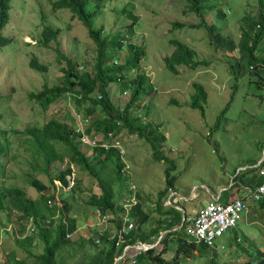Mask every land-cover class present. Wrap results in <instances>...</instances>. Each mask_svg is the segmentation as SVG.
<instances>
[{
	"label": "rangeland",
	"instance_id": "374dc122",
	"mask_svg": "<svg viewBox=\"0 0 264 264\" xmlns=\"http://www.w3.org/2000/svg\"><path fill=\"white\" fill-rule=\"evenodd\" d=\"M263 2L264 0H203L205 4L215 3L218 8L230 10L229 14L221 18L217 15L218 8L205 10L199 16L194 9L186 8L188 5L186 0L182 2L181 0H87L91 10L100 12L92 17L94 23L96 26L103 23L107 33L119 29L128 31L127 24L131 23L133 17L127 20L123 9L126 13L131 10L137 18L133 34L135 40L132 42L144 49V59L139 65L154 86L150 96H146L141 103L140 113L143 114L141 120L145 122L144 115L148 112V122L155 124L151 126L160 124L159 131L165 136V141L162 143L165 145L159 149L160 154L171 160L176 168L172 172L175 176L174 186L169 189H176L177 196L170 199L171 205L165 204L169 194L168 189L160 200V212H165L166 216H164L165 227L169 225V220L177 224L175 216L182 217L183 211L176 205L182 207L187 216H192L213 194L226 195L231 192L234 195L236 184L245 180L247 168H254L255 166L252 167L251 164L257 163L261 158V150L264 148V85L255 84L250 80H254L259 75V71L260 74L263 73L259 67L250 69L249 55L241 58L245 51L239 47V41L243 38L241 31L246 18L254 15L257 5ZM50 7L51 4L47 0H9L8 19L1 28V33L8 39L0 47V132L5 130L4 136L9 144L7 152L0 156V166L3 167L1 186H18L32 198H38L39 193L29 184L31 177L40 179L47 186L44 193L49 192L53 183L52 180L51 184L49 183V176L53 177L61 165L54 163L46 172L43 159H32L31 147L22 142L27 136L19 135L16 131H23L26 126H40L51 117L77 129V124L72 123L68 118L65 120L64 117L66 115L73 117L75 112L83 113L87 103L78 106L75 102L78 86L75 93L67 92L57 96L48 105L47 110H44L36 100L30 99L28 94L38 92L45 84L50 86L55 81L56 75L60 73L57 72L58 67L64 66L63 58L60 63L59 58L58 62L53 61L54 47L59 48L64 57L75 63L79 62L77 66L87 60L94 67L97 57L91 46H85V27L80 25V21L71 18L67 9H52L51 12ZM183 7L185 12H182ZM200 19L206 24L205 26H183L172 30L169 26V21L195 26ZM68 24H71L70 28L66 27ZM44 25L64 27L60 36L57 34L56 44L50 41L46 47H43L38 43ZM210 25L215 26V29L209 30ZM74 37L83 40L75 41ZM170 39L184 42L194 50L193 60L203 61V64H197L192 68L180 66L177 74L171 73L163 60V57L168 56L174 49ZM263 48L262 39L256 51L257 57L264 55V52H261ZM116 53L125 57V48ZM31 57H37L45 64L48 62L50 64L48 73H40L32 69L28 65ZM194 82L199 83L206 93L205 102L201 104L202 114L198 109L189 107L190 97L194 92L192 86ZM259 83H264V78ZM235 84L237 88H234ZM123 87L122 83L108 87L111 99L120 108H123L129 99L127 93L121 92ZM228 102L229 106L225 108ZM93 115L99 116L98 111ZM92 124L93 122L86 123V127L91 130L90 135L82 131V136L95 142L97 148L105 145L114 146L124 154L120 159L123 166L119 181L124 178L127 180L122 186L119 183L115 184L116 193L120 187H123L122 197L118 201L121 202L126 198L129 183L134 184L138 203H141L149 216L148 222L142 228L147 229L156 224L149 223L151 216L147 211L156 210L158 192L165 186V164L153 161L149 144L136 133L124 129L119 131L117 139L110 138L108 141H103L100 132L96 131L97 128H93ZM85 148V152L92 155L93 149L86 146ZM117 163L118 158L115 157L113 161L95 167L109 172ZM74 170L79 189L74 193H66L69 198H73V210H70V213L78 217L76 222L78 234L71 236V240L93 236L95 230H90L88 233L86 226L90 223L102 222L94 208L88 207L86 203L91 193L89 188H93L95 194L100 193L95 178L78 170V166H74ZM251 172L254 173L252 170ZM183 195L189 198L184 200ZM223 200L222 197L221 201ZM247 205V216L245 217V212L242 213L238 226L244 228L248 226L245 231L248 241L259 245V251L264 254V209L257 207L256 202L251 200ZM122 211L124 212V209L117 214ZM4 214L5 212L0 210V264L8 251L15 257L26 258L32 263L34 256L27 258L26 252L14 244L15 237L6 229L9 221L5 228L3 227ZM162 216L157 214L155 217ZM69 218L67 212L65 219L68 224ZM12 219L14 216L10 215L9 220ZM16 222L18 223L17 218ZM16 222L11 223L15 224V228H17ZM157 225L158 223L155 226ZM109 231L113 236L116 235V225H110ZM163 233H166V230ZM177 233L182 234L183 231L177 230ZM238 234L241 236V231H238ZM232 236L230 229L216 239L212 249H207L203 255H194L193 258L182 257L179 264H208L212 259L217 264H240L248 260L246 254H241L236 259V255H240L241 251H238L234 244L229 245ZM175 244L168 241L166 252L168 258L174 256ZM41 250V245H34L28 249L34 254ZM157 250L160 252L162 248L159 247ZM212 251L217 254L215 258L210 253ZM76 257L75 252L62 251L59 257H55V264H75Z\"/></svg>",
	"mask_w": 264,
	"mask_h": 264
},
{
	"label": "trees",
	"instance_id": "16d2710c",
	"mask_svg": "<svg viewBox=\"0 0 264 264\" xmlns=\"http://www.w3.org/2000/svg\"><path fill=\"white\" fill-rule=\"evenodd\" d=\"M186 1L188 2L186 8L194 9L199 16L205 10L218 8L215 3L205 4L203 0ZM47 2L51 4V12L56 9H67L71 14V18L80 21V25L85 27V46H91L93 53H96L97 57L94 67L87 60L82 61L77 66L79 62L75 63L69 60L62 55L59 48L54 47L53 61L58 62L59 58L60 63L63 58L64 66L58 67L57 72L59 71L60 73L58 72L59 75H56L55 81L50 86L45 84L38 92L29 93L30 99L36 100L46 110L48 105L57 96L67 92L75 93L77 91L76 87L78 86L79 91L75 93L77 97L75 98V102L78 106L85 102L87 103V107L83 113H76L82 121L87 120L93 122L92 127L97 128L96 131L100 132L103 141H108L110 138L117 139L119 131L124 129L130 133H136L139 138L145 139L151 148L153 161L163 162L166 166L164 169L165 186L158 192V203L155 208L161 215L165 216V212H160V200L166 191L174 186L175 176L172 172L176 168L171 160L160 154L159 149L165 145H162L165 141V136L159 131L160 124L152 127L151 124H155L148 122V112L144 115L145 122L141 120L143 116L140 113L141 103L154 90V86L150 83V78L139 65L144 59V49L131 40L123 44L121 42L123 36L120 29L107 33L105 32L103 23L96 26L92 17L97 16L100 12L91 10L87 5V0H47ZM257 7L256 13L250 15L245 20V25L241 31L243 38L239 41V47L245 51V53H242L241 58L244 55H249L251 58L250 65H253L252 67L254 69H256L257 65H263L262 71H264V55L262 57L256 56L258 45L264 39V2L259 3ZM8 10L9 0H0V47L8 39L1 33V28L8 19ZM216 11L217 15L221 18L230 12L229 9L226 11V9L223 10L221 8L216 9ZM123 12L124 15L133 17L131 10L126 13L125 9H123ZM182 12H185L184 7ZM205 25L201 19L195 26H190V24L184 22L169 21L171 30L183 26L202 27ZM70 26L71 24H68L66 27L70 28ZM214 27L210 25L209 30H214ZM62 30H64V27L42 26L38 43L43 47H46L50 41L56 44L58 41L57 34L60 36ZM216 38H218L217 34ZM74 39L79 42L83 40L77 37H74ZM170 43H172L174 49L168 56H164L163 60L166 68L171 73L177 74L180 66L192 68L197 64H203V61L196 62V60H193L195 52L184 42L178 39H170ZM122 48H125V57H121L116 53L117 51H121ZM261 52H264V48ZM47 64L40 62L37 57H31L29 59V66L41 73H48V66L50 64L48 62ZM250 81L255 83L257 79ZM116 83H122L124 87L121 89V92H126L129 95V99L123 108L118 107L110 97L108 87ZM192 86H194V92L190 97L189 107L198 109L202 114L203 107L201 104L205 102L206 93L199 83L194 82ZM234 88H237L236 84ZM78 95H80V98H78ZM229 102L225 108L229 106ZM139 103L140 105H138ZM96 111H98L99 116L93 115ZM83 131L86 135H90V128H86ZM16 132L19 135L27 136V139L22 142L31 147L32 159H43L45 164L44 170L46 172L54 163H58L61 167H59V170L55 172L53 177L48 174L49 183L51 184V180L53 182L52 189L49 192L44 193L47 190L46 184L37 177H31L29 184L38 191V198L27 196L24 189L18 186L0 187V210L5 212V219L9 221L11 210L15 209L17 220L20 218H29L30 216L34 217V221H36L35 229L37 230L33 231V233H29L28 230L27 237L23 239L17 238L16 231L14 229L11 230L12 236L15 237L14 244L20 250L26 252L27 258L34 256L35 259L32 263L28 262L26 258H17L8 251L4 255L1 264H55V257H59L62 251L68 250L75 252L77 256L74 261L75 264H114L116 258L122 254L125 246L135 245L137 242H150L151 240L155 242L161 231L166 229L170 231L163 236L154 248L146 251L141 250L134 255L127 254L123 258H120L116 264H179L182 257L193 258L195 257L194 255L200 256L207 251L205 246L201 244L196 245L192 239L187 237L185 227L182 226L172 230L179 226L181 222L180 215L174 217L177 220L176 225L172 220H169L167 227L162 222H159L157 226L148 231H144L142 226L148 222L149 216L143 211L142 205L138 201L135 205L130 206L128 216L132 224L131 228H128L127 223H124L125 225L123 224L119 214H117L121 209L118 199L122 197L121 190L123 187H120V190L116 193L115 184L119 183L122 186L127 178L119 181V174L122 173L121 166H123V163L120 160L118 148L111 147L105 150L103 147H96L93 148L92 155L86 152L84 153L80 147L82 145L79 140L81 133L75 132L74 126L72 127L54 117H51L40 126H27L23 131ZM4 133L5 130L0 132V138H3L2 140L0 139V156L7 152L9 146ZM115 157L118 158V163L113 170L106 172L95 167L103 166L107 161H113ZM254 164L251 165L254 166ZM74 166H78V170L83 173L86 172L95 178L96 186L100 190V193L95 194L96 191L93 188H89L91 193L86 203L88 207H97V209H94L95 213L106 216V221L101 227L97 226V222L94 224L90 223L86 226L88 233L90 230H95L93 236H89L86 239L79 237L71 240V236L78 234L76 224L78 217L70 213V210H73V198H69L66 193H74L79 189V182L75 180ZM2 170L3 167L0 166L1 173ZM257 172V167L246 170L245 173L247 175L245 180H243L244 183L249 185L259 183V178L255 175ZM250 174L251 176L248 177ZM67 176L71 178L67 179ZM118 194L119 198H117ZM128 196L129 194L125 196L126 198H123L122 203H126ZM256 205L264 209V197L259 198L256 201ZM67 212L70 215L69 224L66 226L61 223L54 224L58 219L54 217L55 214L59 217H66ZM45 218L49 219V224L45 223ZM113 224L116 225L117 231L123 226L126 228L123 242L119 246H117L118 238L116 235L113 236L109 231L110 225ZM20 228L24 231V227L20 226ZM243 228L242 226H238V224L236 228H232V242L230 241L229 245L234 244V247L238 251H241L240 255H236V259L241 254H246L249 259L240 262V264H264V254L259 251V245L247 239L245 231L248 226L244 230ZM177 230H182L183 233L179 234ZM238 231H241V236H239ZM168 241L176 243L175 254L171 258H168L166 255ZM245 244L247 247H245ZM34 245H41V252L34 254L28 251ZM159 247L162 248L160 252L157 250ZM210 253H212L214 258L217 256L215 251ZM208 264L217 263L212 259L208 261Z\"/></svg>",
	"mask_w": 264,
	"mask_h": 264
},
{
	"label": "built area",
	"instance_id": "2783aa9c",
	"mask_svg": "<svg viewBox=\"0 0 264 264\" xmlns=\"http://www.w3.org/2000/svg\"><path fill=\"white\" fill-rule=\"evenodd\" d=\"M84 122H87V120H85ZM79 129L82 128L79 127ZM79 129H77V131H79ZM79 140L82 146L94 147L96 145L95 142L89 141L85 136L82 135ZM256 167L258 169V174L261 176V182L253 189L248 190V196L255 200L264 196V148L261 150V158L257 162ZM67 178L70 179L71 177L67 176ZM128 190L131 193L128 196V200L126 201V203H121V210L124 209V212L122 211L121 213H119V216L123 224L127 223L128 228H131L132 224L129 221V218H127L126 216L128 210L130 209V206L134 205L137 200L134 195V184H131ZM172 194L173 192L169 191V196H171ZM167 201L170 203L169 199ZM243 209L244 202L239 197L229 199L225 203L218 202L216 200L210 201L206 203L202 208H200L193 217L187 218V236L195 243L199 242L206 246H212L215 240L221 237L227 229L232 228L237 224L238 220L241 217V212ZM99 217H101L102 220L99 225H102L106 221V216L99 213ZM125 233L126 228L124 226L117 231V246H119L121 242H123V236ZM160 239L161 238L158 239L155 245L160 242ZM152 247L153 245L138 242L135 245H127L124 247L122 254H120V256L116 258V260L118 261L120 258H123L127 254L134 255L141 250L146 251Z\"/></svg>",
	"mask_w": 264,
	"mask_h": 264
},
{
	"label": "clouds",
	"instance_id": "9594fccd",
	"mask_svg": "<svg viewBox=\"0 0 264 264\" xmlns=\"http://www.w3.org/2000/svg\"><path fill=\"white\" fill-rule=\"evenodd\" d=\"M131 18V16H126V19L127 20H129ZM136 16H134L133 15V20L131 21V23L130 24H127V28H128V31H121V34H122V40H121V42L123 43V44H126L127 42H129L130 40L132 41V40H135L134 38H133V34H134V24H135V22H136ZM130 25V26H129ZM133 31V32H132ZM132 32V33H131ZM134 43V42H133ZM136 44V43H135ZM3 46V45H2ZM118 52H120V51H118ZM28 65H29V61H28ZM257 67H259L260 69H262V67H260V66H257ZM253 67H252V65H250V69H252ZM33 69V68H32ZM35 70V69H34ZM263 70V69H262ZM261 70V71H262ZM36 71V70H35ZM39 72V71H38ZM41 73V72H40ZM125 94H126V92H124ZM123 93V94H124ZM28 96H29V94H28ZM98 96V95H97ZM78 98H80V95H78ZM48 109V108H47ZM46 109V110H47ZM75 116H69V115H66L65 117H64V119L66 120V118H68V119H70L71 121H72V123H74V124H77L78 126H77V129H79V127H81L82 129H79V131H77V129H75V132H82L81 130H84V129H86V128H88V127H86V123L87 122H89V121H87V122H84V121H82L81 119H80V117L77 115V113L75 112V114H74ZM27 127V126H26ZM25 129V128H24ZM81 137V136H80ZM115 139V138H114ZM80 147H81V149H82V152H84L85 153V151H86V148H85V146H82V145H80ZM86 147H88V146H86ZM96 147V145L94 146V147H90V148H95ZM111 147H114V146H109V145H105L103 148L105 149V150H108L109 148H111ZM116 148V147H115ZM119 151V157H120V159H121V156H123L124 154H123V152H122V150H118ZM259 161V160H258ZM257 161V162H258ZM257 164V163H256ZM255 166V167H254ZM254 166H252V167H254V168H256V165H254ZM247 169H250V168H247ZM244 170V169H243ZM75 171V170H74ZM1 173V172H0ZM250 176H251V174H250ZM249 176V177H250ZM256 177H258L259 178V183L261 182V176L258 174V172L256 173ZM57 180V179H56ZM1 182H2V176H1V174H0V187H1ZM259 183H257V184H254V185H249V184H246V185H248L249 187H251L250 189H253L254 187H256ZM132 183H129V186L131 185ZM237 187L239 186L238 185V183H237V185H236ZM241 187V186H240ZM129 188V187H128ZM232 188H233V186H232ZM245 188V187H244ZM135 189H136V187H135ZM237 190H238V188L236 189V192H237ZM246 190V189H245ZM169 191H171V192H173V194L171 195V196H169V194H168V196L166 197V199H165V204H168V206L169 205H171L172 204V201L170 200L171 198L173 199L174 197H176L177 196V192H176V190L175 189H169ZM130 191L129 190H127V194H129L130 195ZM135 194V198H136V195H137V190H135V192H134ZM248 190H246V192H245V194H244V196L242 197V196H239V195H236V196H234L233 198H235V197H239V198H241L242 200H243V202H244V209L242 210V212H241V217H240V219L238 220V222L242 219V213L243 212H245V209H246V204H245V200L246 199H250L252 202H256L258 199H252V198H250L249 196H248ZM126 194V195H127ZM262 197H264V196H262ZM233 198H231V199H233ZM261 198V197H260ZM137 199V198H136ZM169 199V201H170V203L167 201ZM185 200V199H184ZM218 201V202H222V203H225V202H227L228 200H226V201H221L220 200V195H218V196H210V199L206 202V203H208V202H210V201ZM137 201L138 200H136V203H137ZM119 202V201H118ZM121 203H122V201L121 202H119V204L121 205ZM135 203V204H136ZM205 203V204H206ZM134 204V205H135ZM204 204V205H205ZM204 205H202V206H200L198 209H197V211L200 209V208H202ZM161 207V206H160ZM176 207L177 208H182V207H180L179 205H176ZM92 208H94V207H92ZM121 208V207H120ZM94 209H97V207H95ZM121 210V209H120ZM130 210V209H129ZM129 210H128V212H127V218H129V216H128V214H129ZM197 211L192 215V216H187V214H186V211L185 210H183V215H182V217H181V222H180V224H179V226L177 227V228H173L172 230H175V229H178V228H180V227H185V231H186V228H187V224H188V220H187V218H191V217H193L196 213H197ZM11 216H14V219H12V220H9V222H8V220H6L5 219V217L3 216V222H2V224L4 225L3 227L5 228V225L7 224V222H8V224H7V230L9 231V233L11 234V230L12 229H14L15 231H16V235H17V238H19V239H23V238H25V237H27V231L29 230V233H33V231H35L36 229H35V225H36V221H34V217H32V216H30L29 218H20L19 220H17L18 221V223L16 222V218H17V213L15 212V209H12L11 210ZM99 216V214H97V217ZM54 217H56V218H58L55 222H54V224L55 223H61L62 225H67L68 223L66 222V219H65V217H59L57 214H55L54 215ZM12 222H16L17 223V228H15V224H11ZM238 222H237V224H238ZM45 223L46 224H49V219L48 218H45ZM18 224H19V226H18ZM237 224L234 226V227H232V228H235L236 226H237ZM20 226H22V227H24V231H22L21 230V228H20ZM97 226L98 227H101V225H99V224H97ZM4 228H1V230H3ZM31 228H32V230H31ZM232 228H229V229H227L226 231H228V230H230V229H232ZM99 229H102V228H99ZM163 231H165V230H162L161 231V233H160V235L158 236V239L159 238H163V236L167 233V231H170V230H168V229H166V233H163ZM226 231H225V233H226ZM224 233V234H225ZM187 234V233H186ZM223 234V235H224ZM222 235V236H223ZM221 236V237H222ZM188 237V236H187ZM189 238V237H188ZM220 238V237H219ZM158 239L155 241V242H153L152 240V242L150 241V242H145L146 244H150V245H153V247L152 248H154L156 245V242L158 241ZM161 239H160V241H161ZM218 239V238H217ZM216 241V240H215ZM196 245H198V244H201V245H203V246H205L207 249H212V247L214 246V244H215V242L213 243V245L212 246H206V245H204V244H202V243H195ZM223 248V247H222ZM151 249V248H150ZM115 262H117V260L115 261Z\"/></svg>",
	"mask_w": 264,
	"mask_h": 264
},
{
	"label": "crops",
	"instance_id": "0c3cea01",
	"mask_svg": "<svg viewBox=\"0 0 264 264\" xmlns=\"http://www.w3.org/2000/svg\"><path fill=\"white\" fill-rule=\"evenodd\" d=\"M264 40V39H263ZM260 63H262V62H260ZM257 66H260V67H262V69H263V65H257ZM256 66V68H258ZM261 69V70H262ZM262 73L263 74H260V71H259V75H257L256 76V78L255 79H257V81L255 82L256 84H259V85H264V83H259V81L261 80V79H263L264 78V71H262ZM238 187H236V189L238 188V190H237V192L235 191V194L233 195V194H231V192H228V194H226V195H222V194H220V193H216V194H213L212 196H218V195H220V200H221V198L223 197L224 198V200L223 201H226V200H228V199H231V198H233L234 196H236V195H239V196H244V194H245V192H246V190H249L251 187H249L248 185H246L245 183H244V181H240L239 183H238ZM241 186V187H240ZM242 187H243V189H242ZM245 187V188H244ZM246 189V190H245ZM176 190V189H175ZM176 192H177V190H176ZM189 197L188 196H185V195H183V199H185V200H187ZM250 199H246L245 200V204H246V209H245V217L247 216V202L249 201ZM143 209V208H142ZM180 209H182V211L184 210L183 208H180ZM143 211H144V209H143ZM145 212V211H144ZM147 212H149L150 213V216H151V218H150V221H149V223L150 222H152L151 224H153V223H159V222H162L163 223V225H164V221L166 220V218L164 217V216H162L161 218H159V217H155L157 214H160L158 211H157V209L156 210H154L153 212L151 211V210H149V211H147ZM146 213V212H145ZM147 214V213H146ZM161 215V214H160ZM244 217V218H245ZM163 218V219H162ZM169 220V219H168ZM156 224H154V225H151L150 227H148L147 229L146 228H144L143 230L144 231H148V230H150L151 228H153V227H155V225ZM152 239V238H151Z\"/></svg>",
	"mask_w": 264,
	"mask_h": 264
},
{
	"label": "water",
	"instance_id": "95a60500",
	"mask_svg": "<svg viewBox=\"0 0 264 264\" xmlns=\"http://www.w3.org/2000/svg\"><path fill=\"white\" fill-rule=\"evenodd\" d=\"M114 264H116V262Z\"/></svg>",
	"mask_w": 264,
	"mask_h": 264
}]
</instances>
